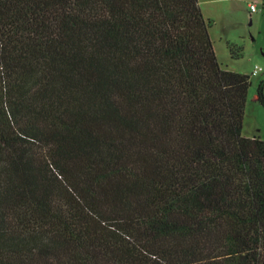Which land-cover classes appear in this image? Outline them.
<instances>
[{
	"label": "trees",
	"instance_id": "1",
	"mask_svg": "<svg viewBox=\"0 0 264 264\" xmlns=\"http://www.w3.org/2000/svg\"><path fill=\"white\" fill-rule=\"evenodd\" d=\"M209 26L199 0H0V264H264L251 80Z\"/></svg>",
	"mask_w": 264,
	"mask_h": 264
},
{
	"label": "rangeland",
	"instance_id": "2",
	"mask_svg": "<svg viewBox=\"0 0 264 264\" xmlns=\"http://www.w3.org/2000/svg\"><path fill=\"white\" fill-rule=\"evenodd\" d=\"M249 3L255 11L250 12ZM210 21L209 36L223 69L249 75L242 134L264 140V106L256 99L258 82L264 80V0H199ZM255 66L261 68L252 74Z\"/></svg>",
	"mask_w": 264,
	"mask_h": 264
},
{
	"label": "built area",
	"instance_id": "3",
	"mask_svg": "<svg viewBox=\"0 0 264 264\" xmlns=\"http://www.w3.org/2000/svg\"><path fill=\"white\" fill-rule=\"evenodd\" d=\"M249 8H250V11H251V12L255 11V6H254V4H249ZM258 70H260V68L256 67V68L254 69V73H256Z\"/></svg>",
	"mask_w": 264,
	"mask_h": 264
}]
</instances>
